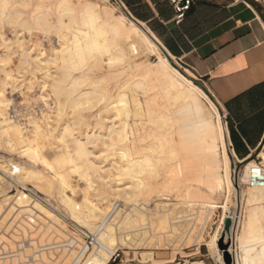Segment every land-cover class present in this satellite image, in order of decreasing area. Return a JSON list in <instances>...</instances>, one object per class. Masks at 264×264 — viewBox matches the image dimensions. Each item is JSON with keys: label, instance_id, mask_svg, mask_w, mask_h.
<instances>
[{"label": "bare ground", "instance_id": "bare-ground-1", "mask_svg": "<svg viewBox=\"0 0 264 264\" xmlns=\"http://www.w3.org/2000/svg\"><path fill=\"white\" fill-rule=\"evenodd\" d=\"M51 16L54 22L50 21ZM3 23L9 26L12 38L0 29V63H4L9 53L15 52L24 64L22 68L41 72V95L48 97L44 92L48 84L56 100V110L52 114L42 112L43 122L36 117L28 118L29 131L12 121L14 117L4 111L12 103L4 90L12 93L15 87H4L14 76L3 70L0 147L3 145L9 151L20 148L21 155L34 165L0 157L2 236L9 232H3L2 221L7 217L16 230L19 226H34L35 221L43 219L49 226L43 224L42 228L52 225L60 229L64 221H69L80 231L95 236L93 247L76 242L77 248L71 241L79 251L64 249L63 256L52 258L51 264H107L115 250L136 251L139 248L142 264H153L151 251L154 249L164 248L174 255L180 243L187 244L186 239L192 237L198 241L210 211L225 208L237 186L232 183L219 116L200 88L184 78L166 59L159 57L157 63H147L144 58L161 52V47L145 29L128 22L121 14L115 15L114 8L101 9L90 2L72 0H0V24ZM33 26V30L35 27L36 31L41 30L43 40H47L48 29L55 28L57 43L47 50L43 40L37 37L35 43L27 46L20 32L26 30L29 34ZM22 27L24 30L19 29ZM61 29H67L70 37L60 36ZM108 78H117L118 82L104 92L89 88ZM138 91L143 102L137 96ZM203 101L217 116L215 125L205 118ZM52 105L45 101L50 111ZM81 105L86 106L92 119L76 115L79 113L76 108ZM95 106L98 108L93 110ZM66 108L74 109V115L67 116L58 125L55 115L63 119L60 115L66 114ZM51 137L57 144L59 141L57 148L61 146L63 151L48 161L42 154L45 147L42 142ZM216 140L220 144V154L216 152ZM259 159L260 164L249 158L236 159L244 163L239 184L245 185L248 171L255 165L264 172V151ZM36 164L46 173L37 171ZM77 171L87 183L88 203H77L66 194L70 189L68 174ZM192 182L203 185L204 194L194 191ZM27 184H32L33 189ZM11 187L17 193L10 195ZM246 187L247 201L244 203L264 202V186ZM216 198H222V202H215ZM52 203L60 204L62 210ZM116 204L118 209L109 223L107 216ZM194 207H198V214L206 212L205 217L198 215L199 219ZM260 209L264 214V206ZM194 216L203 223L200 225L196 221L198 226L194 225ZM57 217L64 221L58 222ZM11 223L8 226L11 227ZM239 233L235 249L232 243L226 252L232 256L233 263L264 264V223L253 226L246 218ZM2 236L0 234V249L6 242ZM210 249L218 250L217 244ZM72 254H76L75 257ZM45 257L43 260L47 261ZM184 264L205 263L197 260Z\"/></svg>", "mask_w": 264, "mask_h": 264}, {"label": "rangeland", "instance_id": "rangeland-1", "mask_svg": "<svg viewBox=\"0 0 264 264\" xmlns=\"http://www.w3.org/2000/svg\"><path fill=\"white\" fill-rule=\"evenodd\" d=\"M72 1L73 2H76V1L90 2L92 4H95L96 6H98V8H101V9L102 8H109V9L114 8V14L115 15L121 14L127 19L128 22H133L134 24H136L141 29H144L138 23L133 21L132 18L129 16V14L126 11H124V9H122L114 0H72ZM50 21L54 22L55 18L53 16H51ZM5 26H7V27H5ZM31 28L33 30L34 26ZM50 28H52V27H50ZM0 29L2 30V32L5 36H7L8 38H12V35L10 33V28L7 24H4V23L0 24ZM19 29L24 30L23 27L19 28ZM53 29H55V28H53ZM53 29H50V30L48 29L49 34L47 35V40H43V38H42L43 36L40 32L41 30L37 29V31H36V27L34 29L35 31L31 30V31H29V34H28V31L25 32L26 30H24V32L21 31L24 34H22L21 32H20V34H21V37L23 35L24 39L27 38L25 40L22 39L27 46H29L30 43H35V39L37 37H40L43 40V44H44L45 48L48 50V49H50V46L52 44L57 43V38H56L57 37V31H55L56 29L55 30H53ZM53 31L56 33V36L54 35ZM61 34H62V37H64L66 34V36L64 38L70 37L69 31H67V29L59 30V35L61 36ZM25 35L26 36L30 35V37L28 38ZM29 40L31 42H28ZM0 53L2 54L1 49H0ZM159 57L166 59L168 61V63L174 69H177V71H179V73L184 78H186L189 82H191L194 86H196L195 83L202 84V82L200 81L199 78H195L193 75H190L188 72H186V70L184 69V67L181 65L180 62L173 60V59L169 60V58L166 57V55L163 53V51H161L157 54L155 53V54H152L150 56H147L144 58V60H146L147 63H157L159 61ZM22 64H23L22 60L19 58L17 53L16 54H15V52L9 53V56L6 58L4 63H0V65H1V67H0V80L5 78V74H4L3 70L8 71V72L10 71L12 73V75L14 76V78H16V79L10 78L6 81L7 85H6V88L4 87V89H8V88L11 89V88L15 87L14 88L15 90L12 93H10L9 90L8 91L4 90V94L12 102L10 105V108L5 109L4 111L7 112L6 114H9L11 117H14V119L13 118L11 119L12 121L19 122V124L23 128H25L26 130L29 131V130H31V128H30V124L28 123L29 122L28 118L36 117L37 118L36 120L39 121L41 119L40 114L42 112L43 113H49L50 112V114H52V112L56 110V100L52 96V94L50 92V88L47 87V86H49L48 84H46V88L44 89V92L48 95V97H45V98L42 97V95H41L42 90L40 89V82L42 79L41 78L42 77L41 72L40 73L39 72H33L31 70V68H29V69L28 68H22L23 67ZM29 79H32V81L30 82ZM117 82H118L117 78H111V79L108 78L105 82H102L101 84H98L96 82L95 85L89 86V88H92V89L95 88L94 91H97V92L98 91L104 92L105 89L112 88ZM1 84L2 83L0 82V90H3V85H1ZM199 90L201 91V89H199ZM127 91H128V89H127ZM203 91L208 95L209 98L201 91L202 94L213 105H214V103L216 104V102L209 96V94L205 90H203ZM137 96L139 97L140 101L143 102V96L141 95L140 91L137 92ZM45 101L46 102H52V104H53L52 105V107H53L52 111H50L47 107H45ZM203 102H204L203 108H204L205 118L207 119V121H209L210 123L215 125V123L217 121V116L215 115V113L212 112V110L206 104V102L205 101H203ZM95 104L96 103L94 102V105ZM54 105H55V108H54ZM81 106H83V108ZM81 106H80V108L78 107L79 109H81V111L78 108L74 107L77 109V112L79 111V113H80V114L79 113L76 114V112H75V114L79 115V116L83 114L82 115L83 118L92 119V117L90 116V112H88L89 110L87 111V108H85L86 106L85 105H81ZM214 107H215V105H214ZM97 108H98V106H95L93 110H96ZM66 109H65L66 114L62 113V115H60V117L61 116H62V118L64 117L63 119L58 118L59 117V116H57L58 114H56V113H55L56 115L53 114L57 117V119H59V120L56 119L58 121V123L56 122L58 125L61 124L65 119H67V116L69 118H71L70 116L74 115V114H72V113H74V109H71V108H66ZM215 110L219 116V122L221 124L222 133H223L224 147H225L227 156L230 160L229 161V168H230V173L232 176V183H233V185H235V183L237 185L236 187L234 186L236 189V192L233 193L229 197V200L225 204V208L217 207V208L210 211V213L208 214V217L205 221L204 229L202 230V234L200 236V239H198V241H194L192 237H190L189 239H186L187 244H185V241L182 242V244H184V245H182L180 243L182 246L179 244V251H177L178 253H174V255H173L172 251L166 250L164 248L159 249V250L154 249L153 251H151L153 253V259H154L153 264H170V263H167L168 261H170V262L172 261L171 264H184V263H189V262H193V261H197V260H202L205 264H225V262H226L225 258H228V261H230L229 264H234L232 256L230 255V253H226V252L229 250V247L232 246V243H233L232 249H235V247H236V242H235L236 235L240 234L239 232H241L243 222H245L246 218H249L253 226H255L259 223L260 224L264 223V214L261 212V209H260L262 206H264V202H252V203L247 202L248 204L244 203L247 201V197H246L247 195H245V191L247 190V187L245 185L239 184V177L242 174V171L244 168V163H240V162L236 161L235 158H232L230 156L228 149H227V144H226L224 119L222 118V114H221L219 108H218V110H219L220 114L218 113L216 107H215ZM63 114H65V115L63 116ZM53 115H51V116L53 117ZM75 117H77V116H75ZM52 119H51V121H52ZM40 122H43L42 119L40 120ZM53 123H55V120ZM56 123H55V125H56ZM42 143L45 145L44 149L42 150V154L45 156V158L47 160L49 159L48 161H52L55 156L59 155L58 154L59 152L63 151L61 146L59 148H57L59 146V141L57 144V140L54 139L53 137L49 138L48 140H43ZM4 148H5V146L3 147V145H1L0 157H5L7 159H11L15 163H21L24 165H34L33 163H31L29 161V159L27 157L21 155L22 152H21L20 148L12 150V151L11 150L9 151L8 148H5V149ZM220 151H221V149H220L219 141L216 140V152H217V154H220ZM263 151H264V141H263L262 145L259 147V149L255 153H253L249 157V159L251 161L253 160L256 163L260 164L261 159H259V154ZM56 152H57V154H56ZM54 154H56V155H54ZM35 168L37 171H40L42 173H46L43 170L42 166H40L38 164L35 165ZM174 168H176V167H174ZM174 168H173V170H174ZM51 175L53 176V174H51ZM80 175H81L80 171L72 172V173L68 174V183H69L70 189H68L66 191L67 192L66 194L69 197H71L77 203H88L87 193H89V189L87 188V183L85 181V178L82 179V177ZM31 185L27 184V187L29 189H33V187ZM192 185H193V190L195 189L194 191L197 190L200 194L201 193L204 194V192H202L203 191L202 190L203 185H200L199 183H194V182H192ZM15 193H17V190L14 187H11V189L9 190V194L13 195ZM38 196L41 198H44V196L40 193H38ZM193 200H199V199L193 198ZM215 202L221 203L222 198H216ZM52 204H55L56 207H58L59 209L62 210V206L60 204H58V203H52ZM175 207L177 208V206H175ZM175 207H174V209H175ZM194 209L196 211L197 217H198V215H200L201 218L205 217L206 212H201L200 214H198V212H199L198 207H194ZM195 211H194V213H195ZM7 218H5L4 219L5 221L4 222L2 221V223H4V226H5L3 229V232L7 233L9 231L7 234L8 236L5 235V237H4V235L2 236V233H0V234H1L2 238H6V239L8 238L11 240L13 238V240L7 241L6 239H4V241H6V242L4 243L5 245L2 244V248H3V245H4V248L0 249V257H1L0 258V262H1L0 264H2V263L3 264H20V263L21 264H51V261L53 263V260L60 256L59 254H62V256H63V253H61V252H64V249L67 251L74 250V253H76L79 250L77 251L74 248H76V246H77V248H79L78 243H81V244L84 243L81 234L84 233L85 231L84 230L80 231L79 229L75 228L71 222L64 221L63 219H61V218L59 219L58 217L56 219L57 221L60 220L58 222H63V221L65 222L63 225V227L65 226L64 228L61 227L60 229H58L52 225H50V228H47V227L42 228L44 225L45 226L47 225L44 223H48V221L46 220L45 222H43L44 221L43 219H42V221H40L41 219L40 220L38 219L39 221L38 220L37 221L41 222L42 225H41V223H38L37 221H35L34 226L36 228L32 224H31V226L25 225V226H27L26 228L23 226L21 228V226H19L20 231L15 229L16 227L11 223L10 217H7ZM193 218L195 219V220L193 219L194 223H195L194 225L198 226L197 223L200 222L199 223L200 225L203 223L202 221L199 220L200 219L199 217H198L199 219L198 218L196 219V216H194ZM6 221L8 223H6ZM196 221H199V222L196 223ZM10 223H11V227L8 226ZM35 223L39 227L36 226ZM47 226H49V225H47ZM238 226H239V228H238ZM6 227H8V229H6ZM12 227H14V229L9 230ZM0 229H1V226H0ZM34 229H35V231H34ZM62 229L63 230L65 229L64 232L62 231ZM6 230H8V231H6ZM197 230L194 232H197ZM254 231L256 233V229ZM12 232L15 233L14 236H13ZM10 233L12 235H10ZM56 234H58V236ZM11 236H13V237H11ZM79 238H80V240H79ZM191 238L193 240L192 242H190ZM73 239H74V241H73ZM76 240H78V241H76ZM71 241L74 243V245L76 242H78V243H76V246L74 247V245L72 244ZM53 242H55V244ZM193 242L194 243L196 242V243L194 244ZM18 244H19V246H18ZM213 244H217L218 250L217 249H213V250L210 249ZM71 245H73V247ZM68 247H69V249H68ZM180 247H181V249H180ZM62 248H63V250H62ZM37 251H38V253H36ZM55 251L56 252L59 251V252L56 253ZM27 252H29V253H27ZM125 252H127V254ZM141 252H142V250L140 248H139V250H136V251H130L128 249L122 250L123 257L126 260H131L135 264H142L141 258L138 254ZM54 253H55V255H54ZM41 254L44 257L46 256L45 258H47V261H45L46 259L43 260L44 257L43 256L41 257ZM35 255L37 258L35 257ZM72 255H74V254H72ZM75 255L72 257H75ZM171 256L173 257V259L171 258ZM52 258H54V259H52ZM40 259H42V261ZM170 259H172V260H170ZM49 260H50V262H49ZM71 260H73V259H71ZM47 262H49V263H47ZM149 264H152V262H150Z\"/></svg>", "mask_w": 264, "mask_h": 264}, {"label": "crops", "instance_id": "crops-1", "mask_svg": "<svg viewBox=\"0 0 264 264\" xmlns=\"http://www.w3.org/2000/svg\"><path fill=\"white\" fill-rule=\"evenodd\" d=\"M191 1L176 24L168 0H121L166 57L200 79L224 119L230 156L245 160L264 141V0Z\"/></svg>", "mask_w": 264, "mask_h": 264}, {"label": "built area", "instance_id": "built-area-1", "mask_svg": "<svg viewBox=\"0 0 264 264\" xmlns=\"http://www.w3.org/2000/svg\"><path fill=\"white\" fill-rule=\"evenodd\" d=\"M122 9L125 10L124 5L122 4L121 0H114ZM170 4L172 5L174 9V22L176 24H179L182 22L188 11L190 10L192 6V1L191 0H168ZM260 22L264 26V11L261 13ZM246 186L249 187H262L264 186V172L262 168L259 165H255L248 171V175L246 178ZM118 209V204L113 206L111 208L110 213L107 216V221L110 223L113 221V218L115 216V212ZM82 238L84 241V244L87 245L88 247H93L96 244V238L93 234L90 233H82ZM135 264L131 260H126L123 257L122 250H115L113 254L111 255L109 261L107 264Z\"/></svg>", "mask_w": 264, "mask_h": 264}, {"label": "water", "instance_id": "water-1", "mask_svg": "<svg viewBox=\"0 0 264 264\" xmlns=\"http://www.w3.org/2000/svg\"><path fill=\"white\" fill-rule=\"evenodd\" d=\"M168 58H169V57H168ZM169 60H170V58H169ZM195 85H196L197 87H199L200 89L204 90L202 84H200V83H195ZM225 261H226V263H228V264H229V262H230V261H228V258H225Z\"/></svg>", "mask_w": 264, "mask_h": 264}]
</instances>
